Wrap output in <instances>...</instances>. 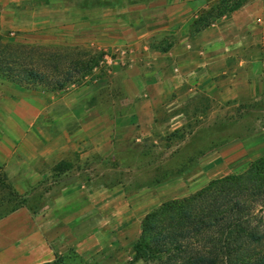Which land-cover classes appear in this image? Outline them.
Instances as JSON below:
<instances>
[{"label":"rangeland","instance_id":"1","mask_svg":"<svg viewBox=\"0 0 264 264\" xmlns=\"http://www.w3.org/2000/svg\"><path fill=\"white\" fill-rule=\"evenodd\" d=\"M217 1H192L189 18L194 19ZM7 5L13 10L5 16L6 5L0 3V36L10 40L12 51L32 62V67L56 74L72 62L93 58L96 63L87 74L59 91L12 82L8 85V80L0 78V83L9 86L5 92L17 88L28 97L64 95L78 104L101 108L110 127L116 117L120 118L118 125L138 124L142 138L139 146L125 144L116 157H111V152L100 163L108 180L121 181L124 172L125 180H131L141 199L150 194L154 205L149 211L169 199L199 190L214 178L239 173L256 160L264 169V65L255 61L259 58L264 62L260 33L248 40L251 45L244 54L254 60L247 64L248 70L259 73L250 79L252 90L243 88L233 99L202 95L187 103L171 90L152 99V92L158 90V74L152 73V49L167 47L176 39L170 33L152 39V0H30L8 1ZM8 22L12 26L5 29ZM121 134L116 137L128 139L131 132ZM228 146H234L231 152L220 156L215 153ZM234 152L235 156H230ZM67 169L68 162L62 161L47 177L31 185L22 177L11 179L0 165V214L11 208L16 211L25 207L34 213L44 210L46 194L68 181ZM134 244L126 243V255L117 259L114 254L85 259L71 251L55 257L59 264H155L133 260L130 247L134 250Z\"/></svg>","mask_w":264,"mask_h":264},{"label":"crops","instance_id":"2","mask_svg":"<svg viewBox=\"0 0 264 264\" xmlns=\"http://www.w3.org/2000/svg\"><path fill=\"white\" fill-rule=\"evenodd\" d=\"M8 1L30 0H0L6 5L5 16L13 10ZM192 1L152 0V39L168 33L176 38L165 51L152 49V73L158 74V90L152 92V99L168 90L176 91L187 103L202 95L233 99L243 88L252 90L250 79L259 73L248 70L247 64L254 60L244 54L257 33L264 46V0H252L240 7L247 10L239 8L190 36ZM11 26L8 22L5 29ZM255 61L264 65L259 58ZM3 83L0 165L11 179L22 177L32 185L47 177L54 165L68 162L69 179L46 194L44 210L34 213L22 207L0 218V264H43L69 251L85 259L126 255L124 246L136 242L141 219L154 203L150 194L141 199L124 172L121 181L108 180L100 162L111 152L116 157L125 144L138 147L141 127L118 125L120 118L116 117L111 128L107 115L97 106L78 104L64 95L28 97L17 88L7 94L9 86ZM154 107L152 104V125ZM135 109L140 110L139 104ZM126 130L131 132L128 139L116 137ZM232 148L215 153L220 156Z\"/></svg>","mask_w":264,"mask_h":264},{"label":"trees","instance_id":"3","mask_svg":"<svg viewBox=\"0 0 264 264\" xmlns=\"http://www.w3.org/2000/svg\"><path fill=\"white\" fill-rule=\"evenodd\" d=\"M246 3L218 0L196 15L189 35ZM11 44L0 36V78L15 84L59 91L96 63L91 58L69 63L61 73L41 71L16 55ZM170 44L158 50L165 51ZM259 163L256 160L239 173L214 178L199 190L169 199L146 213L132 259L155 264H264V252H260L264 247V169ZM14 210L0 214V218ZM58 262L56 257L43 264Z\"/></svg>","mask_w":264,"mask_h":264}]
</instances>
